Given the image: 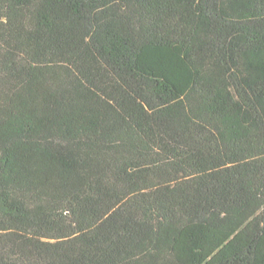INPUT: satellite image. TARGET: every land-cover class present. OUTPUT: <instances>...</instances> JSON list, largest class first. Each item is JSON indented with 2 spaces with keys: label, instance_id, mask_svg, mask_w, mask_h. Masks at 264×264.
<instances>
[{
  "label": "trees",
  "instance_id": "obj_1",
  "mask_svg": "<svg viewBox=\"0 0 264 264\" xmlns=\"http://www.w3.org/2000/svg\"><path fill=\"white\" fill-rule=\"evenodd\" d=\"M0 264H264V0H0Z\"/></svg>",
  "mask_w": 264,
  "mask_h": 264
}]
</instances>
